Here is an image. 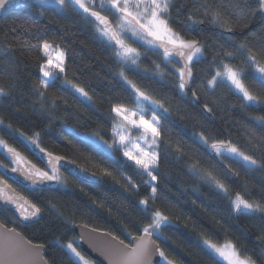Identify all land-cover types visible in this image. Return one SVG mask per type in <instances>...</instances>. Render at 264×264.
I'll use <instances>...</instances> for the list:
<instances>
[{
	"label": "trees",
	"instance_id": "trees-1",
	"mask_svg": "<svg viewBox=\"0 0 264 264\" xmlns=\"http://www.w3.org/2000/svg\"><path fill=\"white\" fill-rule=\"evenodd\" d=\"M236 2L208 0L228 19L232 28L229 32L208 22L201 7L204 0H172L171 15L165 17L169 26L184 39L199 41L204 49L203 57L191 63L192 75L185 77L183 90L178 86L182 59H165L162 49L133 40L141 52L138 65L121 64L111 44L101 38L96 24L71 5L63 9L45 5L41 14V6L35 3L3 16L0 87L6 91L0 94V138L43 171L49 168L39 157L52 153L98 175L102 181L89 184L60 171L62 183L55 181L46 188L35 186L12 171L15 165L0 150V165L7 166L2 167L0 176L43 213L39 222L24 225L0 207V221L45 246V258L50 264H76V258L64 247L69 241L91 258L80 249L75 225L109 232L129 244L152 222V212L159 210L168 220L153 235L159 248L176 264H219L205 240L215 244L231 242L243 258L251 257L255 264H264V212H237L232 205L239 193L249 202L264 206V167L217 154L200 140L203 133L209 143L231 141L246 154L264 161V121L255 119L264 116V105L242 107L235 90L219 77L214 87L207 83L222 64L242 67L245 82L253 83L246 55L237 51L240 44L246 43L258 59H264V20L258 12L251 15L246 9L245 18L237 22ZM248 3L252 10L256 8L254 0ZM94 10L115 23L111 11H102L97 4ZM189 16L204 19L205 23L193 26ZM45 41L65 52L67 79L84 88L90 100L64 83L65 74L51 81L44 98L39 96L41 65L45 63L39 46ZM228 52L235 55L229 57ZM121 71L162 105L158 112L161 136L155 149L158 160L153 185L146 183L149 176L138 172L131 163L125 164L122 152L109 153L86 137L98 134L111 143L115 116L111 109L116 105L130 109L138 106ZM35 133L40 134L39 148L44 153L24 138L34 137ZM193 165L201 173L211 172L228 187V193L196 174ZM105 170L111 175H106ZM126 176L131 177V183ZM133 184L137 187L133 188ZM152 186L156 187L154 202L150 196ZM144 199L149 202L147 213L140 203ZM161 258L159 264H166Z\"/></svg>",
	"mask_w": 264,
	"mask_h": 264
},
{
	"label": "snow or ice",
	"instance_id": "snow-or-ice-1",
	"mask_svg": "<svg viewBox=\"0 0 264 264\" xmlns=\"http://www.w3.org/2000/svg\"><path fill=\"white\" fill-rule=\"evenodd\" d=\"M30 2H35L41 6V14H43V6L45 5H55L61 9L71 5L85 14L86 18H94L101 38L111 44L114 49L113 55L121 64L137 66L141 57V52L122 38L127 33H131L132 37H136L149 45H156L162 48V54L165 59L172 56L182 58L184 66L178 70L180 81L178 86L181 90L184 89L186 84L185 77L190 78L192 75L190 64L193 58L203 57L204 49L200 42L195 39H184L180 33L169 26L168 20L164 18L171 15L169 9L172 0H99V7L102 11H111L117 17L114 26L107 16H103L100 11L94 10L96 0H0V9H4L6 5L13 8H24ZM254 3L256 8L252 10V5L248 3V0H237L234 5L237 22L245 18L246 9L249 10L251 15H255L258 12L261 18L264 19V0H254ZM201 7L204 10L203 15L208 22L226 28L229 32L232 31L228 19L222 15L218 8H213L208 3V0H204ZM188 20L193 26L205 23L204 19H196L193 16H189ZM21 27L31 31L26 25H21ZM39 47L42 50L43 58H45V63L41 65L43 78L39 81V88L42 89L38 93L39 96L44 98L45 91L49 88L51 81L58 78V74H65L64 83L75 89L81 96L90 100L91 97L84 88L67 79L64 67L65 52L47 41ZM237 51L246 55V63L251 66L253 71V83L249 85L245 82L242 67H234L229 64H222L221 68L216 70L215 75L207 83L209 87H214L219 77L221 82L228 83L235 90L242 101V107L264 105V59H258L257 55L253 54L252 49L248 48L246 43L240 44ZM53 53H55L54 58ZM226 55L232 57L235 54L228 52ZM156 67L159 68L158 65ZM120 76L132 89L133 99L138 103V106L143 105L144 102H150L152 105L162 107L158 101L153 100L151 96L141 91L136 84L129 80L123 71H121ZM5 91V88L0 87V94H4ZM111 111L115 114L111 129L112 142L109 143L103 140L98 134H93L90 138L110 153L122 152L123 157L126 158L125 164L131 163L138 172L149 176L150 180L146 181V183L151 184L152 181L156 180L153 171L157 165L158 154L154 149L158 147V141L161 136L160 129L156 127L159 124V119L153 115L151 120H146L142 107H138V110H133L122 105H116ZM208 111L210 112L211 109L209 108ZM136 116L139 117L138 120L133 119ZM255 119L264 121V116H258ZM133 128L137 131L142 130L139 140L144 144V147H141L140 143L130 138L129 133ZM39 135V133H35L34 137L24 138L35 148L39 149L40 153H44L45 150L39 148ZM200 140L217 154L226 152L240 158L249 166L264 167V161L257 160L252 155L246 154L235 144H232L231 141L215 140L209 143L208 138L203 133L200 134ZM0 149H3L11 158L13 164L16 165V167L12 168V171L22 172L25 179L31 180L33 185L44 181L62 183L61 177L57 174V165L62 157L46 153L47 163L50 168L49 171H43L25 160L19 152L10 147L3 139H0ZM148 149H153V151ZM39 158L44 159L45 157ZM0 166L7 167L6 165ZM193 169L196 174H202V178L212 181L220 191L225 194L228 193V187L211 172L201 173V170L196 165H193ZM105 174L111 175V172L105 170ZM236 174L238 175V173ZM125 179L131 183V177L126 176ZM132 186L133 188L137 187L134 184ZM150 196L154 202L156 196L155 186H152ZM0 201L14 205L15 209L25 220L37 216L40 212V209L35 204H30L27 200L16 196L6 181L0 182ZM140 203L145 206V212L147 213L149 207L148 199H144ZM232 205L237 212H264V206L259 203L249 202L239 193L236 194ZM167 220V216L163 215L159 210H154L151 214L152 222L142 229L143 235L133 238V244L124 245L123 241H119V243L112 246L107 253L109 264H152V257L157 253L164 258L166 264H176L174 260L168 259L164 251L156 247L150 240L152 234L158 232L160 226ZM10 238V234L0 237V264H47L42 255V245L30 246V242H28V245L21 246L17 244L12 247L8 242ZM116 239L119 240V238ZM204 243L211 254L217 258L219 264H224V262H227V264H255L251 257L242 259L235 245L231 242H226L222 246H218L208 240H205ZM64 247L76 258V264H93L74 246L72 241H69Z\"/></svg>",
	"mask_w": 264,
	"mask_h": 264
},
{
	"label": "water",
	"instance_id": "water-1",
	"mask_svg": "<svg viewBox=\"0 0 264 264\" xmlns=\"http://www.w3.org/2000/svg\"><path fill=\"white\" fill-rule=\"evenodd\" d=\"M34 4H35V2H30L24 8H13V7H9L6 5L4 9H0V19L3 16L7 15L8 13L23 10L25 8L33 6ZM101 15H103V14H101ZM103 16H105V15H103ZM108 19L113 24L111 19L110 18H108ZM91 20L94 22V18H92ZM113 26H114V24H113ZM174 57L182 59L178 56H174ZM52 155L53 156H59V155H55V154H52ZM22 157L25 160L29 161L24 156H22ZM44 157H45L44 160H45L46 165L48 166V168H50V165L47 163L46 153L44 154ZM59 157H62V156H59ZM30 163L32 165H35L32 162H30ZM59 170L65 172V173H68L71 176H73L74 178H76L80 181H83L85 183L100 184L102 181V179L98 175L87 171L86 169L80 167L78 164H76V163H74V162H72V161H70L64 157H62V159L59 161V164L57 165V174H58ZM18 172L21 175H23L22 172H20V171H18ZM4 181H6V180L0 176V182H4ZM27 181L29 182V184H32L31 180L27 179ZM53 183H55V181H44L43 183H38L35 186L46 188V187L52 186ZM7 185L11 186V190L16 194V196L27 200L30 204H33L28 198H26L23 194H21L19 191H17L10 183L7 182ZM0 207L3 208L5 211H7L9 214H11L14 218H16L19 222H21L24 225H30V224H34V223L39 222V220L43 214L42 211L40 210V212L37 216H33L30 219L25 220L20 215V213L15 209L14 205H12L10 203H6L4 201H0ZM74 232H75L77 238L79 239L80 249L85 254H87L90 258L99 262L100 264H109L108 259H107V253L111 250L113 245L119 243V241H122L120 239L117 240L116 239L117 237L110 234L109 232L98 230V229H95V228H92L90 226L83 225V224L75 225ZM9 234H10L11 238L9 239L8 242H9L10 246H12V247H15L17 244H20L21 246L28 245V242H30V246L41 245V244H37V243L31 241L30 239H28L19 230L15 229V228L7 227L5 224H3L0 221V237H5V236H8ZM139 236H141V235H139ZM139 236H135V237H139ZM133 238L131 240V243H129V244L123 241L124 245L133 244L134 243ZM150 240L152 241V243L156 247L159 248V245L156 242L153 234L150 237ZM42 255L45 258V246H43ZM161 259L162 258L159 256L158 253L155 254L152 257V264H159L161 262ZM45 260L47 261L46 258H45ZM47 264H50V263L47 261Z\"/></svg>",
	"mask_w": 264,
	"mask_h": 264
},
{
	"label": "rangeland",
	"instance_id": "rangeland-1",
	"mask_svg": "<svg viewBox=\"0 0 264 264\" xmlns=\"http://www.w3.org/2000/svg\"><path fill=\"white\" fill-rule=\"evenodd\" d=\"M96 4L97 5H99V0H96ZM111 14H112V16H113V18H114V21H115V23H116V20H117V17L111 12ZM165 18V17H164ZM166 19V18H165ZM115 23H114V25H115ZM123 39H125V41L127 42V43H129V44H131V46L132 47H135L134 45H133V43H132V41L134 40V42H139V43H144V44H147V43H145L144 41H142V40H138V38H136V37H132L131 36V33H127L126 35H123V37H122ZM147 45H149V44H147ZM149 46H153V47H155V48H159V47H157L156 45H149ZM136 48V47H135ZM159 49H162V48H159ZM55 57V53H53V58ZM196 59H198L197 57H194L193 58V61H195ZM192 61V62H193ZM55 62V61H54ZM181 62L184 64V62H183V60H181ZM191 62V63H192ZM191 65V64H190ZM75 90V89H74ZM76 92V91H75ZM79 96H81L80 95V93H78V92H76ZM83 99H85V100H89V99H86L85 97H83V96H81ZM138 107H142L143 108V115H144V118L146 119V120H151L152 119V116L153 115H155L158 119H159V116H158V112H160V111H162L161 110V108L160 107H158V106H155V105H152L150 102H144L143 103V105H139V106H137L136 108H131V109H133V110H138ZM133 119H139V117L138 116H136V117H133ZM156 127H158L159 128V124L158 125H156ZM142 134V130H140V131H137L135 128H133V129H131V131H130V133H129V136H130V138L131 139H133V140H135L137 143H140V145H141V147H144V144L139 140V137H140V135ZM93 135H90V136H87L86 135V137L87 138H89V139H91V141L92 142H94V140L92 139V138H90V137H92ZM0 139H2V138H0ZM95 143V142H94ZM96 145H98L99 147H102L101 145H99V144H97V143H95ZM103 148V147H102ZM105 149V148H104ZM1 151H4L3 149H0ZM106 150V149H105ZM149 151H153V149H148ZM154 151H156L155 149H154ZM110 153V152H109ZM223 154H226V155H230V156H234V155H232V154H229V153H223ZM234 157H236V156H234ZM3 168H2V166H0V170H2ZM154 175V174H153ZM154 182L155 181H152V185L154 184ZM154 233H157V232H154ZM226 243V242H225ZM225 243H223V244H217L218 246H222V245H224ZM233 244V243H232ZM206 245V244H205ZM234 245V244H233ZM206 247H207V245H206ZM208 248V247H207ZM237 250V249H236ZM240 255V254H239ZM240 257L243 259V257L240 255ZM87 258V257H86ZM87 259H89V258H87ZM90 261H92L93 262V264H96V261L95 260H93L92 258L91 259H89ZM224 264H227V262H224Z\"/></svg>",
	"mask_w": 264,
	"mask_h": 264
},
{
	"label": "flooded vegetation",
	"instance_id": "flooded-vegetation-1",
	"mask_svg": "<svg viewBox=\"0 0 264 264\" xmlns=\"http://www.w3.org/2000/svg\"><path fill=\"white\" fill-rule=\"evenodd\" d=\"M109 18V17H108ZM163 50V49H162ZM15 167H16V165H15ZM61 170H59V172H60ZM18 174L17 175H19V176H22L23 178H25L23 175H21L18 171H16ZM59 172H58V174H59ZM27 180V179H26ZM28 182V181H27ZM29 183V182H28Z\"/></svg>",
	"mask_w": 264,
	"mask_h": 264
}]
</instances>
